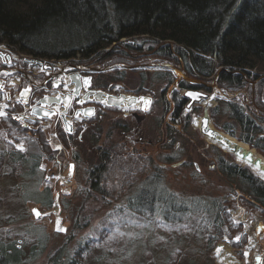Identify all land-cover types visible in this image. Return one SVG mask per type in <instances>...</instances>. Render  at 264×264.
<instances>
[{"label": "rangeland", "instance_id": "1", "mask_svg": "<svg viewBox=\"0 0 264 264\" xmlns=\"http://www.w3.org/2000/svg\"><path fill=\"white\" fill-rule=\"evenodd\" d=\"M9 51L12 60L31 58L24 53ZM148 58L134 64L109 63L102 68L111 69L103 71L101 77L107 81L109 92L151 98L150 108L139 125L140 132L133 135V140L141 136L144 142H133L126 139L124 133H120L127 126L132 129L138 125L131 118V112L135 111L136 106L132 109L115 107L101 112V115L98 113L92 121H87L89 123L84 131L74 122L73 133L66 138L60 133V130L64 131L60 119L54 116L44 122L42 132L51 148L56 151L55 158L43 159L38 174L30 178L20 176L21 172H12L13 168L7 164L4 168L1 167L0 171L4 170L5 174L0 172V238L14 240L24 252L22 261L18 264H51L50 257L58 250L63 248V254L71 255L79 245L87 246L86 241L91 243L89 249H83L84 264H224L218 262V247H227L239 264H264V215L255 209L241 210L237 207L231 190L210 169L207 158L213 157L215 151L212 148H217L227 160L232 159L248 166L259 179H263L253 167L206 139L199 133V125L193 124L196 118H201L203 112L207 111L214 128L246 144L264 157V150L239 140L237 136L217 128L213 123L211 109L219 101L231 98L234 92L219 88L215 79L217 74L207 79L191 77L182 65L161 61L156 57ZM35 60L42 62L41 68L36 64H23L22 68L46 74L44 65L53 67V63H56L60 69L72 67L64 65L66 62ZM172 68L182 72L183 77ZM4 76L7 75L2 74ZM9 77V85L13 86L12 95L16 98V91L24 82L18 76ZM180 77H185L194 85H200V82L210 87L212 85L210 90L204 91L214 103L209 107L203 103L198 104L191 110L183 106L180 116L174 119V97L182 96L185 89L178 85L182 79ZM169 78L174 82H170ZM249 83L252 86L255 84L254 81ZM243 94L236 95V101L245 111L251 112L248 93L245 94L247 97ZM250 96L254 99L253 93ZM3 98L4 92L0 93V111L6 115L0 116V134L8 143L5 147L21 150V146L24 148L23 143L12 141L4 133L6 124L3 119L9 115V110L5 108L8 104ZM262 102L264 103V92ZM250 104L257 105L262 111V119H257L263 128L261 136L264 138V106L257 101ZM25 107L27 106L21 107L22 111H25ZM57 108L58 106L55 107L56 110ZM219 120L224 122L228 119L226 115H221ZM78 124H81L80 121ZM170 127L178 131L175 137L169 135ZM127 132L128 130L125 133ZM235 132H239L237 127ZM111 142L118 143L120 150L129 156L125 168L136 182L128 194L137 192L140 184L158 166L161 167L159 181L167 190L178 194L182 200L200 203V207L187 217L165 220L160 214L152 215V211L149 212L148 209L141 212L129 209L126 195L109 197L92 191L88 172L97 161V147ZM174 154L178 157L175 163L164 161ZM70 164L73 166L72 173L69 172ZM45 187L51 190L53 198L49 208L35 202V198L39 197L35 190L40 191ZM224 200L229 202L224 206L228 216L224 232L219 235L215 224L200 209L203 208L202 203L213 202L220 206ZM35 210L39 213L38 217ZM58 227L65 231H58ZM40 237L46 239L44 250L32 260L28 252L31 247L35 250L40 248Z\"/></svg>", "mask_w": 264, "mask_h": 264}, {"label": "trees", "instance_id": "2", "mask_svg": "<svg viewBox=\"0 0 264 264\" xmlns=\"http://www.w3.org/2000/svg\"><path fill=\"white\" fill-rule=\"evenodd\" d=\"M0 44L35 59L76 58L79 63L103 67L114 62L134 64L156 57L182 65L191 77L207 79L217 74L219 88L234 95L211 109L214 125L264 150L263 128L258 122L263 114L253 104L257 101L264 106V0H0ZM103 73L97 74V83H107L101 78ZM168 80L174 82L172 78ZM249 81L255 84L252 86ZM178 85L185 89L210 90L185 78ZM242 93L243 96L248 93L251 112L236 101L235 96ZM174 98L175 119L186 100L183 96ZM11 111L3 119L4 133L12 141L22 142L24 148L5 147L8 143L0 134V169L7 164L13 168L12 172H21L20 176L30 178L38 174L43 159L56 157V151L43 132L24 128L13 120ZM221 115H226L228 120L220 122ZM235 127L239 129L237 134ZM126 128L120 133L125 134ZM60 133L65 138L70 135L62 130ZM177 134L174 127L169 128L171 137ZM119 146L111 142L97 147V161L88 172L92 191L109 197L126 195L129 209L136 212L148 209L152 215L160 214L165 220L187 217L200 207V203L182 200L167 190L159 181L161 167L158 166L137 192L128 194L136 181L125 168L129 156ZM212 149L215 155L207 158L208 165L226 182L235 205L264 215V181L248 166L227 160L219 149ZM177 158L174 154L164 161L175 163ZM0 172L5 174L4 170ZM35 192L39 195L37 198L33 192L35 202L49 208L53 202L51 190L45 187ZM223 203L220 206L202 203L200 209L215 224L219 235L224 232L228 216L224 206L229 202ZM45 242L40 237V248H30L28 256L32 260L44 250ZM86 243L87 246L79 245L71 255L63 254V248L58 250L50 257V263L84 264L83 249H89L91 242ZM22 256L24 252L14 240L0 238V264L21 263Z\"/></svg>", "mask_w": 264, "mask_h": 264}, {"label": "flooded vegetation", "instance_id": "3", "mask_svg": "<svg viewBox=\"0 0 264 264\" xmlns=\"http://www.w3.org/2000/svg\"><path fill=\"white\" fill-rule=\"evenodd\" d=\"M0 53L5 58V61L3 62L0 59V93L4 92L3 101L6 104H8V107L6 106L5 108L8 110L12 109L11 115H13V120L18 115H22L27 118L32 117V115L30 114V110L37 103V101L44 96L61 97V98H64V100H67L70 97L65 116L71 122L73 129H74V122H77V126H80V130L84 131L87 128L90 120L92 121V119L96 117V114L99 113V115H101V112H106L107 109L115 108V107H109L105 103H102L100 101H95L92 97L87 99L84 103L80 104L79 100L82 99V97L88 91H103V92L109 93L114 96L124 94V93L115 94L114 92H109V90L107 89L106 83L104 84L97 83L98 81L97 74L103 71H94V70L100 69L102 67H95L90 63L89 64L78 63L77 62L78 60H75L76 58L65 59V60H54V62L55 61L66 62L64 65L72 66L68 69L57 68V64L53 63V67L49 64L43 66L44 70L46 71L45 72L46 74H38V73L32 72L31 69L22 68V66L23 64H29V65L36 64L37 66H39V68H41L40 66L43 65L42 62L37 61L34 58H27L24 60L20 59L19 61L12 60L13 58L10 55L11 53L8 47L5 46L4 44H0ZM6 56H8L9 58L6 59ZM80 66H83L84 68H87V69H81ZM88 68H91L93 70H90ZM52 69H53V72H52ZM2 74L7 75V76L2 77ZM9 75L11 77L18 76L24 82V84L21 85L16 91L17 92L16 98H14V96L12 95L13 86L9 85V82L11 80ZM20 79H17V80L21 82ZM85 79H90L91 81L90 86L84 85L83 81ZM65 83L67 84V88H65ZM54 84H59L60 87L59 88L54 87L53 86ZM77 87H79L78 89L79 92L75 93V91L73 90L74 89L77 90ZM26 88L30 89V91L28 92L27 102H23L22 98L19 95H20L21 90L26 89ZM196 89L204 90V88H196ZM125 95H130V94H125ZM15 99H17V101H15ZM24 106H27V107H25V111H22V108ZM57 106H58L57 108L58 110L55 109V107ZM88 107L93 108V110L95 111V115H92L90 117H85L82 115L79 119H77V116H75L76 111L78 109H84ZM46 108L56 112L57 114L53 115L52 117L54 116L58 117L62 123V120L59 115V113H61L62 111V104H52L51 106L46 107ZM116 108H119V107H116ZM132 108H135V107H132ZM133 113H137L138 116L133 115ZM145 115L146 113H143L139 107L138 108L136 107L135 111L133 110L131 112V118L134 119L135 121L137 120V117L145 116ZM46 120L48 119H41V120H36V121H33L31 119H26L18 123H21L24 128H27L29 130L37 131L39 129L42 132L44 131L43 124ZM79 121L81 123L80 125L78 124ZM142 121H143V118L141 122ZM24 124H26L27 126H24ZM62 126H63V123H62ZM134 128L127 129L128 132L125 133L126 139L133 140L132 132ZM139 132H140V126H139L138 134ZM144 141L145 140L143 139V142Z\"/></svg>", "mask_w": 264, "mask_h": 264}, {"label": "water", "instance_id": "4", "mask_svg": "<svg viewBox=\"0 0 264 264\" xmlns=\"http://www.w3.org/2000/svg\"><path fill=\"white\" fill-rule=\"evenodd\" d=\"M9 57L6 56V59H8ZM0 59L1 61H5L4 56L0 53ZM127 67V66H124ZM81 69H87L84 68L83 66H80ZM110 67H106V68H100V69H95L94 71H105L107 69H109ZM90 70H93L91 68H88ZM111 69V68H110ZM172 70L177 73L179 76L183 77L182 72L172 68ZM185 78V77H184ZM216 79V77H215ZM214 79V81H215ZM200 85H203L206 88L211 89V87L203 82H200ZM79 87H77V90L75 91V93L79 92L78 91ZM24 90H21L20 92V97L22 98L23 102H27V97H28V93H25L24 95H22V93H24ZM189 92H193V93H199L201 94V98L198 100H193L191 97H189L187 95V93ZM182 96L185 98L186 100V104H185V108L189 110V106H191V109L196 106V105H201L203 100H205L206 98L209 97V94L204 91L203 89H184V93L182 94ZM90 97H92L95 101H100L102 103H105L107 106L109 107H120V106H125L127 108H132L134 106H138L141 109V111L143 113H146L149 108H150V104L145 105L144 102H142L140 100L141 97L145 98L146 101H151V98L145 95H125V94H120L118 96H114L111 95L109 93L103 92V91H88L83 97L82 99L79 100V103L82 104L84 103L87 99H89ZM47 98V99H46ZM69 99L64 100V98H61L59 100L56 99V97H51V96H44L42 98H40L37 103L32 107V109L30 110V114L32 115V117H24L22 115H18L17 117L14 118V120L16 122H22L26 119H31L33 121L36 120H41V119H48L46 117L43 116V111H52L50 109H47L46 107L51 106L52 104H62V111L61 113H63L64 115H60V118L62 120L63 123V127L64 130L67 134H72L69 133L66 130V125H65V121L69 122L71 124V122L66 118L65 114H66V110H67V106L69 103ZM147 107V110H144V108ZM85 109H90L93 110L92 107H88V108H84V109H78L75 113V116H77V113L82 112ZM133 115L138 116L137 113H133ZM85 117H89L86 115H83ZM142 118H144V116H139L137 117V126L134 128L132 135H136L139 131V125L141 123ZM24 126H27L26 124H24ZM72 127V124H71ZM31 128V127H30ZM199 129V133L201 135H203L206 139H208L209 141H211L213 144H216L220 147H222L223 149L229 151L230 153H232L236 158H238L239 160L243 161L244 163L248 164V165H253L255 166L258 170H260L262 173H264V163L261 161L260 158H254L253 154L250 150H246L240 146H238V144L235 141H232L229 139L228 136H226L224 133H222L221 131L217 130L216 128H214L211 124L210 121V117L207 113V111L203 112L202 117L200 118V124L198 126ZM73 131V128H72ZM211 132L214 135H209L208 133ZM134 142H143V137L141 136H137L134 140ZM221 141H223L224 143H221ZM249 157H251V159L249 160ZM69 172L72 173L73 172V166L72 164H70L69 166ZM36 214H37V210ZM37 217L39 215H36Z\"/></svg>", "mask_w": 264, "mask_h": 264}, {"label": "bare ground", "instance_id": "5", "mask_svg": "<svg viewBox=\"0 0 264 264\" xmlns=\"http://www.w3.org/2000/svg\"><path fill=\"white\" fill-rule=\"evenodd\" d=\"M202 103H203V105L209 107L214 103V101L212 100V98L208 97L205 100H203ZM193 124H194V126H198L200 124V118H196ZM226 136H228L230 140L235 141L238 144V146H240L246 150H250L252 152L254 158H260L261 161L264 163V157H262L260 154H258L254 149H250L249 147H247L246 144L236 140L235 138H233L229 135H226ZM251 167H253L257 171L259 177L264 180V173H262L260 170H258L253 165H251ZM218 262H223L224 264H239L238 261L234 258V256L231 255V253L229 252V249L227 247H223V248L218 247Z\"/></svg>", "mask_w": 264, "mask_h": 264}, {"label": "snow or ice", "instance_id": "6", "mask_svg": "<svg viewBox=\"0 0 264 264\" xmlns=\"http://www.w3.org/2000/svg\"><path fill=\"white\" fill-rule=\"evenodd\" d=\"M83 83H84V85L85 86H90V84H91V81H90V79H85L84 81H83ZM54 87H57V88H59L60 87V85L59 84H54L53 85ZM65 88H67V84L65 83ZM30 91V89H25L24 90V93H22V95H24L25 93H28ZM73 91H76L75 89L73 90ZM187 95L189 96V97H191L193 100H198V99H200L201 98V94H199V93H193V92H189V93H187ZM47 99V98H46ZM56 99L57 100H59V99H61V97H56ZM140 100L142 101V102H144L145 103V105H148V104H150L151 103V101H146L145 100V98H143V97H141L140 98ZM144 110H147V107H145L144 108ZM189 110H191V106H189ZM57 113L56 112H52V111H43V116L44 117H46V118H48V119H51V117L53 116V115H56ZM6 115V113L5 112H3V111H0V116H5ZM59 115H64L63 113H59ZM77 115V119H79L82 115H86V116H92V115H95V111L94 110H90V109H85V110H83L82 112H80V113H77L76 114ZM65 125H66V130L69 132V133H71L72 132V127H71V124L69 123V122H67V121H65ZM209 135H214L213 133H211V132H209L208 133ZM221 143H224L223 141H221ZM21 150H23L22 149V146H21ZM251 159V157H249V160ZM37 215H39V213H37ZM59 223V222H58ZM57 230L58 231H65V229H62V228H57Z\"/></svg>", "mask_w": 264, "mask_h": 264}]
</instances>
